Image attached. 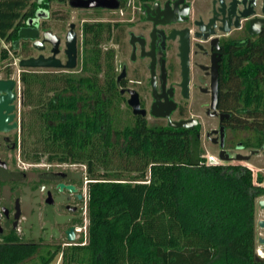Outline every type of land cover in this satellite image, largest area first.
I'll list each match as a JSON object with an SVG mask.
<instances>
[{
    "label": "trees",
    "instance_id": "trees-1",
    "mask_svg": "<svg viewBox=\"0 0 264 264\" xmlns=\"http://www.w3.org/2000/svg\"><path fill=\"white\" fill-rule=\"evenodd\" d=\"M52 1L0 0L3 77L14 57L34 53L27 41L13 46L19 27ZM110 32L108 25L83 24L80 73L25 68L18 75L20 156L33 164L44 158L85 165V240H23L12 230L0 235V264H49L58 254L61 264H264L255 256L253 223L260 178L239 165L207 163L194 130L149 126L141 117L119 121L106 88L110 55L102 63L99 48ZM223 87V107L264 108V33L228 52ZM38 172L0 175V187H27L38 205L40 186L58 177Z\"/></svg>",
    "mask_w": 264,
    "mask_h": 264
},
{
    "label": "flooded vegetation",
    "instance_id": "flooded-vegetation-1",
    "mask_svg": "<svg viewBox=\"0 0 264 264\" xmlns=\"http://www.w3.org/2000/svg\"><path fill=\"white\" fill-rule=\"evenodd\" d=\"M91 1H101L107 6L73 7L69 0H57L59 6L55 9L39 6L32 16L25 19L20 27L27 26L26 21L34 19L30 26L37 27L40 41V48H36L33 40H19L15 48L21 45V41H27L34 51L27 57L53 55L63 65L67 61L65 50L68 33L74 34L76 40L75 66L72 69H27L80 73L84 55L83 24L108 25L111 38L102 40L99 48L102 63L110 55V75L113 79L106 88L111 89V111L121 103L131 117L144 118L149 126L173 127L170 121H186L185 126L173 128L194 130L202 150L201 137L216 148L215 160L211 162L207 161L203 151L207 163L239 165L248 169L254 179L260 178L258 184L263 191L255 198L253 223L255 241L262 246L261 249L255 248V256L264 259V243L259 241L264 237V226L259 225V221L264 223V208L258 204L259 200H264V108L242 102L239 106L233 100L236 106L223 107L221 98L222 92H225L223 80L228 52L243 48L247 42L258 39L264 33L263 27L257 33L250 31L253 29L251 22L255 24L258 19H264L263 0ZM73 9L88 10L96 15L83 19L80 24V49L75 24L69 22V12ZM52 11L56 12L59 21L56 29L53 23H49ZM111 11H121L126 15L117 20L99 18V13ZM106 44L117 48L118 61L114 48ZM184 51L187 56L186 80L183 75ZM11 75L12 72L9 77L0 76V79L10 78ZM100 76L103 77V72ZM15 82L16 98L8 103L14 105L8 113L14 114V117L7 125L15 122L16 126L0 131V172H4L0 175L3 177L8 173L14 177L27 170L9 167L8 162L10 151L18 149L20 154L21 92L17 93L18 77ZM18 95L20 109L16 112ZM129 100H137L139 109H143L144 113H133ZM208 120L214 124L210 126ZM57 175L50 182L53 189L38 191L37 209L43 208L41 216L47 221L44 230H51L50 238L64 236L67 240L66 231L70 227L74 228L76 238L77 223L74 222L81 219V189L77 184L60 179H68L71 174L61 172ZM58 183L72 184L75 190L60 189ZM29 192L27 187H0V235L15 230L28 238Z\"/></svg>",
    "mask_w": 264,
    "mask_h": 264
},
{
    "label": "rangeland",
    "instance_id": "rangeland-1",
    "mask_svg": "<svg viewBox=\"0 0 264 264\" xmlns=\"http://www.w3.org/2000/svg\"><path fill=\"white\" fill-rule=\"evenodd\" d=\"M57 6H59L57 0H53L50 3V6L48 8H50L51 10L55 9ZM63 8L66 10V7L63 6ZM52 13V12H51ZM55 14V15H54ZM99 18H103L105 20H117L123 16H125L126 14H122L121 11H111V12H101L99 13ZM70 18H69V22H73L75 24V30L77 31L78 34V46L80 49V24L83 21V19H89V18H93L96 15L94 13H92L91 11L88 10H78V9H73L69 12ZM57 16H56V12H53L51 19L49 20V23H53L52 25L54 26V29H56L55 27L57 26ZM59 22V21H58ZM56 23V24H54ZM53 29V28H52ZM107 47H110L111 44H106ZM114 48L115 50V54H117L116 56V61H118V53H117V48H115V46H111ZM36 53V51H35ZM20 58L19 57H14L12 59V63H11V68H12V75L10 78H13L14 80L17 81V77L19 75V72L22 70L21 67L18 66V60ZM79 60V58H78ZM4 74V65L0 66V76H2ZM17 93H20L21 87L20 84L18 82L17 84ZM19 99L20 96L18 95V99L16 101V112L19 111L20 106H19ZM117 112H118V120L123 122V123H132L133 117H131V114L129 113V111L125 108V106L123 104H119V106L117 105ZM208 122H210V126H212L214 123L211 120H208ZM122 123V124H123ZM201 141H202V145H203V151L206 155V159L207 161L211 162L215 160V153H216V148L213 146H210L208 144L207 141H205L203 139V137H201ZM8 157H9V167L12 168H16V169H28L30 170L32 167L37 168V170L39 171L38 173L40 174H46L49 172H53L55 174L58 173H67V174H71L73 177L81 180V186L80 187V193L82 194V212H81V223L76 225V230H77V234H76V238L74 239V241H79V239H81L83 242L85 240V236H86V223H87V219H86V178H85V165L83 164H78V163H47L46 160L44 158H42V160L39 163H31V162H27L24 161L20 154H19V150H12L8 153ZM46 177V176H45ZM53 183L50 184H46V185H41L39 188V191H45L46 188H50L53 189ZM31 199V197H30ZM43 200H44V194H43V198H42V204H43ZM43 211V208H39V211L37 209V204L34 203L33 201L30 200L29 202V206H28V226H29V235L28 236H34V238L38 237V235H40V237H42L41 240L42 242H46V241H50V234H51V230H48L46 232V230H44L46 228V223L47 221H45L42 216H41V212ZM49 226V224H48ZM35 229L36 231L32 232V230ZM22 239L25 240L27 238L26 234H22L21 235ZM59 239H63L64 238H59ZM58 240V239H57ZM62 242V241H60ZM82 242V243H83ZM63 245H65L66 243H62ZM255 248L256 249H261L262 246H260L259 244H257V242L255 241ZM49 264H61V255L58 254L55 256L54 260L51 261Z\"/></svg>",
    "mask_w": 264,
    "mask_h": 264
},
{
    "label": "water",
    "instance_id": "water-1",
    "mask_svg": "<svg viewBox=\"0 0 264 264\" xmlns=\"http://www.w3.org/2000/svg\"><path fill=\"white\" fill-rule=\"evenodd\" d=\"M69 4L73 7H92V6H107L106 3L101 1H91V0H69ZM263 12H264V0H263ZM243 16H247L243 14ZM34 19H30L27 22V26H22L18 29L17 32V40L13 42V46L17 47L19 40H26L30 39L33 40V46L36 48H40L39 44L40 41H38V29L36 26H30V24L33 22ZM253 21V20H252ZM253 22H251V27L253 28L251 33H257L259 31L260 27L264 28V19H258L257 22H255L254 25ZM75 35L68 33L67 35V42H66V54H67V61L65 64H61L60 61L55 58L53 55L44 57L42 54H39L37 56H30V57H24L20 58L18 60V66L22 69L25 68H67L72 69L75 66V57H76V44H75ZM183 57V75L184 80L187 78V56L185 51L182 53ZM15 80L12 78L7 79H0V131L2 130H8L10 128H14L16 126L15 122H13L11 125H7V122L11 119H13L14 114L10 113L14 108L13 104H8L12 102L16 98V93L14 91L15 86ZM130 105L133 107V113H144L143 109H139L138 101L137 100H129ZM187 124L186 121H170V125L173 127H181L185 126ZM223 152V151H221ZM222 159H225V157L220 156ZM57 186L62 189L66 188L68 190L74 191V186L72 184H64V183H58ZM49 199V197H48ZM258 204L260 207L264 208V200L261 199L258 201ZM259 225L264 226V223L262 221H259ZM66 239L69 242H72L75 239V232L74 228L70 227L66 231ZM259 241L261 243H264V237L259 238Z\"/></svg>",
    "mask_w": 264,
    "mask_h": 264
},
{
    "label": "bare ground",
    "instance_id": "bare-ground-1",
    "mask_svg": "<svg viewBox=\"0 0 264 264\" xmlns=\"http://www.w3.org/2000/svg\"><path fill=\"white\" fill-rule=\"evenodd\" d=\"M261 246V245H260Z\"/></svg>",
    "mask_w": 264,
    "mask_h": 264
},
{
    "label": "built area",
    "instance_id": "built-area-1",
    "mask_svg": "<svg viewBox=\"0 0 264 264\" xmlns=\"http://www.w3.org/2000/svg\"><path fill=\"white\" fill-rule=\"evenodd\" d=\"M76 229V228H75Z\"/></svg>",
    "mask_w": 264,
    "mask_h": 264
}]
</instances>
